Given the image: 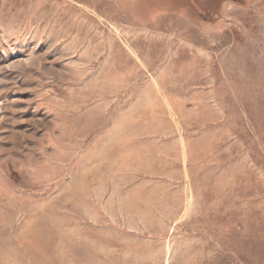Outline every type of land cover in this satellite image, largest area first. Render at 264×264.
Segmentation results:
<instances>
[{
	"label": "rangeland",
	"instance_id": "rangeland-1",
	"mask_svg": "<svg viewBox=\"0 0 264 264\" xmlns=\"http://www.w3.org/2000/svg\"><path fill=\"white\" fill-rule=\"evenodd\" d=\"M0 264H264V0H0Z\"/></svg>",
	"mask_w": 264,
	"mask_h": 264
}]
</instances>
